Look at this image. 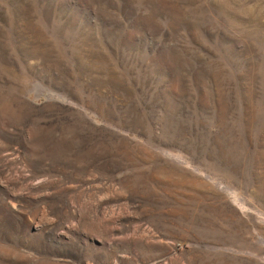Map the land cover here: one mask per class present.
<instances>
[{
    "label": "rangeland",
    "instance_id": "rangeland-1",
    "mask_svg": "<svg viewBox=\"0 0 264 264\" xmlns=\"http://www.w3.org/2000/svg\"><path fill=\"white\" fill-rule=\"evenodd\" d=\"M0 264H264V0H0Z\"/></svg>",
    "mask_w": 264,
    "mask_h": 264
}]
</instances>
